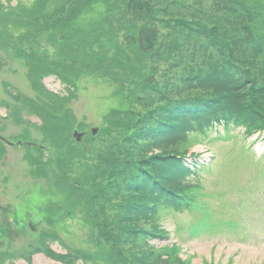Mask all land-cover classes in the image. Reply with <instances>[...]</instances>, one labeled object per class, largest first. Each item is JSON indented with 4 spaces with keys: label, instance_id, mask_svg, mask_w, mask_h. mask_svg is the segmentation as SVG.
<instances>
[{
    "label": "rangeland",
    "instance_id": "1",
    "mask_svg": "<svg viewBox=\"0 0 264 264\" xmlns=\"http://www.w3.org/2000/svg\"><path fill=\"white\" fill-rule=\"evenodd\" d=\"M263 127L264 0H0V264H264Z\"/></svg>",
    "mask_w": 264,
    "mask_h": 264
},
{
    "label": "trees",
    "instance_id": "2",
    "mask_svg": "<svg viewBox=\"0 0 264 264\" xmlns=\"http://www.w3.org/2000/svg\"><path fill=\"white\" fill-rule=\"evenodd\" d=\"M18 3H19V1H18ZM156 15H158V13L156 14ZM73 60H76V57H74V58H72L71 60H69L70 62H72ZM113 68H112V66H111V64L110 63H107V64H104V65H102L100 68H98V69H94V71L95 72H101V70H103L104 72H109V71H111ZM100 74V73H99ZM202 115V114H201ZM221 116H224V117H227L226 115H218V116H211V117H208V118H204V116H202V117H200L197 121H196V123H195V126H193V127H191L190 128V126H189V130H188V132H194V131H200L201 130V128H200V125H202V126H207V125H205L206 123H209L210 122V120L209 119H214V117H216V118H219V117H221ZM191 118V117H190ZM189 118V119H190ZM229 118V117H228ZM264 128V127H263ZM200 129V130H199ZM185 129H183V131H184ZM92 132V131H91ZM1 138V137H0ZM185 169V166H184V164L181 166V168L179 169V172H178V175H180L181 177H183V175H188V173H189V170L187 171V169L186 170H184ZM190 184V183H189ZM190 185H192V186H190L189 188H188V186L187 187H183V186H180L179 187V189H178V191L177 192H174L173 194H171V191L170 192H168V194L167 195H164L163 197H161V196H158V197H156L155 199H154V205L153 206H151V208L152 209H154V213L153 214H155L157 217H159V215L157 214L158 212H159V208H160V206L159 205H167L166 203H164V202H169L170 200H172L174 203H176V204H180V205H182V206H184V203L180 200V201H177V202H175V200L177 199V197H179V196H182L184 193H188V192H195V191H199V189L198 188H195L196 186H194L193 184H190ZM164 200V202L163 201H160L159 202V200ZM159 203V204H158ZM158 205V206H157ZM65 206V205H64ZM170 206V205H169ZM198 208V210L199 211H202L203 209H202V207H197ZM74 218V217H73Z\"/></svg>",
    "mask_w": 264,
    "mask_h": 264
},
{
    "label": "bare ground",
    "instance_id": "3",
    "mask_svg": "<svg viewBox=\"0 0 264 264\" xmlns=\"http://www.w3.org/2000/svg\"><path fill=\"white\" fill-rule=\"evenodd\" d=\"M36 264H55V262L51 259H48L44 256H37L36 257ZM26 264V263H23Z\"/></svg>",
    "mask_w": 264,
    "mask_h": 264
},
{
    "label": "water",
    "instance_id": "4",
    "mask_svg": "<svg viewBox=\"0 0 264 264\" xmlns=\"http://www.w3.org/2000/svg\"><path fill=\"white\" fill-rule=\"evenodd\" d=\"M92 132H93V134H96L98 132V128H96V127L93 128ZM74 136L77 139V141H80V140H82V137L84 136V132H80L78 130H75L74 131ZM0 137L2 138L1 135H0ZM9 143L13 144L12 142H9ZM18 144H20V142Z\"/></svg>",
    "mask_w": 264,
    "mask_h": 264
},
{
    "label": "flooded vegetation",
    "instance_id": "5",
    "mask_svg": "<svg viewBox=\"0 0 264 264\" xmlns=\"http://www.w3.org/2000/svg\"><path fill=\"white\" fill-rule=\"evenodd\" d=\"M30 225H31V227H32L33 229H36V230H38V228H37V227H35L34 225H32V224H30ZM0 227H1V226H0ZM1 230H3V229H1V228H0V231H1ZM16 235H17V234H16ZM17 236H18V235H17ZM16 249H17V248H16Z\"/></svg>",
    "mask_w": 264,
    "mask_h": 264
}]
</instances>
